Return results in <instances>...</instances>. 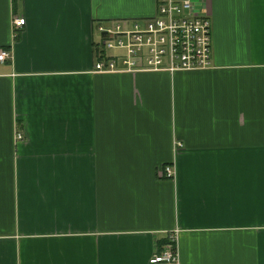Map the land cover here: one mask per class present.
<instances>
[{
    "label": "crops",
    "instance_id": "obj_1",
    "mask_svg": "<svg viewBox=\"0 0 264 264\" xmlns=\"http://www.w3.org/2000/svg\"><path fill=\"white\" fill-rule=\"evenodd\" d=\"M193 1L211 67L171 74L94 70L155 0H0V264H150L174 229L178 264H264V0Z\"/></svg>",
    "mask_w": 264,
    "mask_h": 264
},
{
    "label": "built area",
    "instance_id": "obj_2",
    "mask_svg": "<svg viewBox=\"0 0 264 264\" xmlns=\"http://www.w3.org/2000/svg\"><path fill=\"white\" fill-rule=\"evenodd\" d=\"M16 36L25 18H12ZM100 42L94 70L98 72L200 70L211 67L212 27L209 14L193 0H155L154 14L140 21L98 24ZM105 50L114 53L106 55ZM0 49V61L10 58ZM20 137V135H18ZM181 146L175 141V151ZM175 166L167 164L158 170L160 177L174 178ZM178 231L169 232L167 243L149 257L150 264L179 263Z\"/></svg>",
    "mask_w": 264,
    "mask_h": 264
},
{
    "label": "rangeland",
    "instance_id": "obj_3",
    "mask_svg": "<svg viewBox=\"0 0 264 264\" xmlns=\"http://www.w3.org/2000/svg\"><path fill=\"white\" fill-rule=\"evenodd\" d=\"M95 36L98 38V32H97V30L95 31Z\"/></svg>",
    "mask_w": 264,
    "mask_h": 264
}]
</instances>
